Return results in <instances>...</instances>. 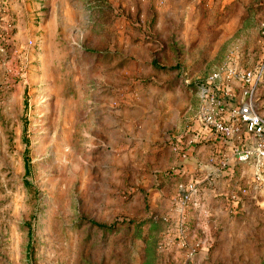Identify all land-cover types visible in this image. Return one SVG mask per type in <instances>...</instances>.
<instances>
[{
  "label": "rangeland",
  "instance_id": "rangeland-1",
  "mask_svg": "<svg viewBox=\"0 0 264 264\" xmlns=\"http://www.w3.org/2000/svg\"><path fill=\"white\" fill-rule=\"evenodd\" d=\"M150 5L0 0V264L174 263L165 236L181 234L173 213L194 180L182 126L196 119L178 94L231 49L257 63L264 0H198L171 15ZM253 100L264 113V80ZM257 206L214 264H264Z\"/></svg>",
  "mask_w": 264,
  "mask_h": 264
},
{
  "label": "crops",
  "instance_id": "crops-1",
  "mask_svg": "<svg viewBox=\"0 0 264 264\" xmlns=\"http://www.w3.org/2000/svg\"><path fill=\"white\" fill-rule=\"evenodd\" d=\"M150 4L151 10H165L169 15L174 10H199L198 0H150ZM178 28L179 26H176V29ZM242 50L240 59L247 53L246 48ZM188 60L185 58V61ZM246 62L248 65L249 61ZM196 73L192 77L195 83L182 87L178 94L185 102V112L193 116L203 104L209 105L212 101L202 99ZM230 87L232 93L229 94H224V89L220 90L216 85L211 87L217 100L221 99L227 104L225 117H230L231 108L250 98L235 78L230 80ZM198 121L196 118L194 123L186 122L182 126L183 132L190 134L186 140L188 154L186 158H182V174L187 173L189 178L196 181L197 190L187 206L181 208L178 204L181 213H173L177 216L175 222L183 225L185 232L167 233L165 236L176 240L175 260L170 264H214L213 255L219 246L226 250L228 246L232 247V244H237L238 240L241 242L245 238L248 230L246 217L250 213L251 217L254 215L253 209L250 208L252 205L263 208H258V211L262 210L258 215L261 221L255 226L256 231L260 232V239L258 246L255 242V247L264 249V172L258 176L252 163L239 162L232 149V142L225 143L219 136L212 134L209 128L200 126ZM247 138L248 133L242 124L234 142L242 147L247 143ZM169 187L172 191L168 190L172 194L175 191L174 185ZM164 199L166 206L170 207V196ZM178 203L182 204L181 199H178ZM207 254H210V259L205 260Z\"/></svg>",
  "mask_w": 264,
  "mask_h": 264
},
{
  "label": "built area",
  "instance_id": "built-area-1",
  "mask_svg": "<svg viewBox=\"0 0 264 264\" xmlns=\"http://www.w3.org/2000/svg\"><path fill=\"white\" fill-rule=\"evenodd\" d=\"M164 1V0H162ZM243 50L231 49L226 60L215 69L206 79V82L199 84L202 99H211V104H203L197 110L195 116L202 125L209 128L212 134H216L225 143L232 142V149L239 162L252 163L256 173L264 172V113L256 107L252 95L258 84L264 80V54L257 63L244 65L241 61ZM238 80L244 88L245 94L250 98L237 107L230 110V117H225L226 102L217 100L211 87L216 85L223 90L224 94L232 93L230 87L231 79ZM248 133L247 143L240 147L234 141L238 136L241 125ZM188 150H184L186 156ZM182 206H187L197 190L195 180H188L180 184ZM185 229L180 225V233L184 234Z\"/></svg>",
  "mask_w": 264,
  "mask_h": 264
},
{
  "label": "trees",
  "instance_id": "trees-1",
  "mask_svg": "<svg viewBox=\"0 0 264 264\" xmlns=\"http://www.w3.org/2000/svg\"><path fill=\"white\" fill-rule=\"evenodd\" d=\"M165 69H172L170 68V66H164ZM197 81V80H196ZM192 83H195V81H193Z\"/></svg>",
  "mask_w": 264,
  "mask_h": 264
}]
</instances>
